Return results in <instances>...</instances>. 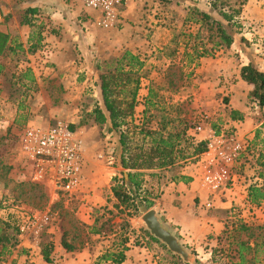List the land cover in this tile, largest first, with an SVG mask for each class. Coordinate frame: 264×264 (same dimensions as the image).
<instances>
[{
	"label": "rangeland",
	"instance_id": "1",
	"mask_svg": "<svg viewBox=\"0 0 264 264\" xmlns=\"http://www.w3.org/2000/svg\"><path fill=\"white\" fill-rule=\"evenodd\" d=\"M25 2L28 0H0V30L11 37L9 50L0 56V264H115L103 257L124 247L128 249L125 256L129 250L138 251L133 264H185L165 245L148 237L141 222L146 212L140 210L128 217L114 208L112 184L121 171L115 156L118 136L109 134L108 127L101 130L92 113L101 101L100 71L113 70L116 60L131 52L145 63L136 124L144 120L145 99L149 87L155 85L156 107L147 116L153 119L154 128L173 120L168 130H178L184 120L191 127V136L200 134L198 128L238 135L245 141L246 150L234 173L244 178L246 185L248 181L264 184V120L258 105L244 96V90L235 92L236 100L242 98L258 125H253L252 135H242L227 122L235 95L232 89L243 65L240 54L216 48L212 56L196 55V51L201 52L203 47L211 50L213 45L208 43L206 29L190 16V9L212 12L211 0H130L123 23L114 29L95 26V12L84 10L65 28L48 29L52 36H63L65 47L61 52L44 38L46 26L27 12ZM27 21L30 24L26 25ZM238 21L239 28L233 29L237 31L235 38L242 39L248 53L264 64V0H249ZM60 122L83 141L81 186L74 193L61 191L49 180L34 182L32 165L19 153L20 137L28 128ZM182 147L187 148L186 143ZM196 159L187 162L198 166ZM163 173L145 172L144 191L155 204L160 198L161 181L174 177L171 172ZM23 182L28 186L16 191ZM229 211L232 214L224 220L214 256L204 258L190 251L196 264L240 263V243L248 240L246 234L238 232L242 226L264 235V202L260 206L233 205ZM33 213L49 217V224L37 238L19 231L22 221ZM100 214L106 215L104 233L91 235L89 227ZM43 233L51 236L54 245L50 263L41 254ZM64 236L75 248L73 252L63 248ZM29 240L35 248L28 245ZM249 242L254 246V239Z\"/></svg>",
	"mask_w": 264,
	"mask_h": 264
},
{
	"label": "trees",
	"instance_id": "2",
	"mask_svg": "<svg viewBox=\"0 0 264 264\" xmlns=\"http://www.w3.org/2000/svg\"><path fill=\"white\" fill-rule=\"evenodd\" d=\"M248 1L211 0L212 12L196 7L190 9V16H194V22L200 24L201 29H206L208 43L213 45L211 50L203 47L201 52L196 51L197 58L212 56L216 48L230 49L233 46L237 34V31L233 29L239 28L238 19ZM27 12L31 16L37 13L34 10ZM28 24L30 23L27 21L26 25ZM9 42V35L0 32V56L9 50ZM115 63L113 70L100 71L98 86L101 101L94 109L92 116L101 130L108 127L109 134L114 133L118 136L115 156L117 167L121 171L113 179L112 184L114 208L119 214L132 217L135 212L140 210L147 212L155 206V200L150 198L143 189L145 172L168 170L176 177L179 167L189 159L196 162V158L204 153L206 145L205 142H197L195 135H190L191 127L184 120L177 126L178 130H168V125L175 122L173 120L163 121L157 128L153 127V119L147 116L151 109L156 107L154 101L158 97V90L155 89V85L149 87L145 99L144 120L141 125L136 124L135 114L139 107L141 71L145 63L131 52H125L123 57ZM240 75L244 82L253 87L249 97L256 102L264 119V72L253 65H248L241 69ZM230 118L233 121L242 120L241 114L236 111L231 112ZM80 125L84 126L85 122ZM72 129L75 130L74 127ZM183 143H186L187 148H191L192 152L188 153L189 149L183 148ZM26 186L28 184L23 182L15 189L22 190ZM248 201L251 205L260 206L264 202V185L250 187ZM105 220V214L98 215L93 225L89 227V234L102 235L105 230L103 223ZM238 232L246 234L248 238L247 241L240 243L241 264H261L264 257V241H262L264 235H256L254 229L245 226L240 227ZM148 237L159 243L149 234ZM250 239H254V246L250 245ZM62 246L67 252L75 250L65 236L62 239ZM40 249L44 260L50 263L54 245L49 234H42ZM127 250V247H124L119 253H108L103 260L123 264ZM247 256L252 258L247 260Z\"/></svg>",
	"mask_w": 264,
	"mask_h": 264
},
{
	"label": "crops",
	"instance_id": "3",
	"mask_svg": "<svg viewBox=\"0 0 264 264\" xmlns=\"http://www.w3.org/2000/svg\"><path fill=\"white\" fill-rule=\"evenodd\" d=\"M129 1L124 16L129 10ZM23 6L27 11L34 10L37 12L33 17L40 19L38 24L46 26V32L43 33L44 38L48 42L53 43L54 49L58 52H61L65 47V42H61L63 36H52V34H49L48 29L58 28L60 30L61 28H65L73 18H76L85 10L78 3L73 4L71 0H28ZM92 16V20H94L96 15L93 14ZM35 22L37 23V21ZM93 23L97 26L95 20ZM0 32L8 35L6 31L0 30ZM241 40L235 38L234 44L230 48L232 51L230 52L237 55L240 54V61L243 63L242 68L253 65L259 71L264 72V64L260 63V59L248 53L245 44ZM240 73L241 70L236 78L238 80L236 86H233L232 91L238 93L242 90L243 93L244 90L246 93L244 96L247 97L253 90V87L241 79ZM235 95L234 97L232 96L234 100L232 99L230 102L232 104L230 112H239L242 120L233 121L229 115L227 122L230 127L238 129L240 134L252 135L253 125L257 122H255L254 117L244 107L245 102L242 98H240L239 102L236 100L237 95ZM208 134L206 131L195 135L197 142H205ZM148 172L170 173L168 170H153ZM202 178V168L199 165L197 166L192 162L184 163L179 167V172L176 177L161 181L159 185L160 198L156 201L155 208L159 210L164 223L177 233L182 243L188 249L190 248L189 251H196L201 254L200 257L209 258V256H214L215 248L218 246V241L224 231V220L230 219L229 216L232 213L229 210L231 206L237 204L249 206V188L253 185L262 186L264 184H253L251 181H248L246 185L244 184V178L241 177L233 191L227 195L228 200L226 201L225 199L221 200L220 197L212 196L202 184ZM145 187H147V180L144 182L143 189ZM261 213L264 215V211H261ZM28 245L35 248L34 242H30V240L28 241ZM136 253L138 251L129 250L123 264H133V258ZM212 261L216 260L212 258ZM236 264H241V262Z\"/></svg>",
	"mask_w": 264,
	"mask_h": 264
},
{
	"label": "built area",
	"instance_id": "4",
	"mask_svg": "<svg viewBox=\"0 0 264 264\" xmlns=\"http://www.w3.org/2000/svg\"><path fill=\"white\" fill-rule=\"evenodd\" d=\"M87 11L95 12L96 25L103 29L118 28L123 23L128 0H77ZM199 133L208 132L205 151L198 160L202 168V184L212 196L228 198L239 181L234 166L246 150L243 138L238 135L217 134L211 129L198 128ZM83 141L76 137L63 123L52 126L28 128L20 137L19 153L35 171L34 182L49 180L66 193L77 192L83 172ZM49 224L47 214L33 213L19 226L22 234L39 237Z\"/></svg>",
	"mask_w": 264,
	"mask_h": 264
},
{
	"label": "water",
	"instance_id": "5",
	"mask_svg": "<svg viewBox=\"0 0 264 264\" xmlns=\"http://www.w3.org/2000/svg\"><path fill=\"white\" fill-rule=\"evenodd\" d=\"M1 22L2 15L0 11V23ZM141 222L152 238L165 245L172 254L180 257L185 264H196L195 258L184 246L177 233L164 223L157 208L147 211L142 216Z\"/></svg>",
	"mask_w": 264,
	"mask_h": 264
}]
</instances>
